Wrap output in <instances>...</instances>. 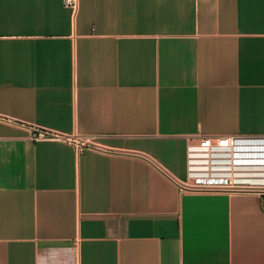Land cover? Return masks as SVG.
I'll return each instance as SVG.
<instances>
[{"label":"crops","instance_id":"crops-1","mask_svg":"<svg viewBox=\"0 0 264 264\" xmlns=\"http://www.w3.org/2000/svg\"><path fill=\"white\" fill-rule=\"evenodd\" d=\"M200 133L264 136V0H0V264H264L262 195L150 160Z\"/></svg>","mask_w":264,"mask_h":264},{"label":"built area","instance_id":"built-area-1","mask_svg":"<svg viewBox=\"0 0 264 264\" xmlns=\"http://www.w3.org/2000/svg\"><path fill=\"white\" fill-rule=\"evenodd\" d=\"M76 9L78 0H63ZM30 139H53L71 143L76 151L106 150L91 134H67L46 127L31 128ZM151 162L181 190L255 192L264 197V136L197 134L187 147V174L177 177L158 162Z\"/></svg>","mask_w":264,"mask_h":264}]
</instances>
